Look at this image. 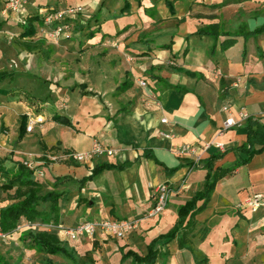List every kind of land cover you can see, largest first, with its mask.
I'll list each match as a JSON object with an SVG mask.
<instances>
[{"label":"crops","instance_id":"0c3cea01","mask_svg":"<svg viewBox=\"0 0 264 264\" xmlns=\"http://www.w3.org/2000/svg\"><path fill=\"white\" fill-rule=\"evenodd\" d=\"M127 1L129 9L124 13L121 10L126 0H33L29 4L30 15L50 8L81 7L70 21L71 30L56 42L81 45L84 55L93 54L95 59L108 58V69L96 65L94 72L100 76L109 73L116 83L108 87L100 83L85 85V90L93 88L98 93L91 96L83 93L80 97L75 95L78 90H73L62 96L59 93V99L53 101L35 100L42 107L39 113L34 110L35 101L22 97L21 87L15 85L16 95L0 97V160L8 170H16L20 162L32 163L43 172L42 176L34 172V177L44 183L42 193L53 190L51 182L58 176L69 175L76 180L57 188L65 192L60 199L58 225L73 226L85 219L109 217L143 218L139 228L123 239L101 232L70 239L59 234L56 224L41 219L35 222L37 230L58 234L83 264H135L132 256L123 258L125 254L134 251L145 255L153 240L176 225L179 207L204 186L207 169L203 164L192 168L193 158L178 155L174 146L192 143L201 147L208 140L221 141L225 150L212 147L203 151L201 160L223 153L214 161V169L235 168L218 180L209 202L196 214L192 248L181 247L178 237L161 238L157 247L166 257L154 264H264V209L254 212L237 207L253 193H264V151L242 163L249 157L247 151L238 149L247 142L246 125L221 132L230 112L241 108L251 114L264 111V32L221 36L218 40L196 33L214 23L223 24L230 32L246 25L251 30L260 27L264 25V0L226 5H221L224 0H170L173 9L167 0ZM0 22V40L9 33L24 48L25 44L33 47L0 52V69H11L6 65L9 57H32L40 51V45L49 43V28L44 22L35 24V36H20L23 27L19 15L8 10L7 0H0ZM230 37L235 44L223 48L222 41ZM15 70L16 77L23 75L21 64ZM16 77L6 81L15 82ZM138 77L147 79L148 91L158 96L163 107H146L143 98L132 97L119 102L122 112L118 114V110L107 109L111 104L108 92L117 90L125 80L133 83L129 89L138 88L143 94ZM237 77L241 82L234 86ZM97 80L104 81L101 77ZM99 95L106 97L102 100ZM128 105L133 107L131 112ZM24 114L29 118L43 115L45 121L21 134ZM54 114L66 116L74 127L55 121ZM163 116L168 123L161 122ZM259 122L264 123V119ZM162 130L173 137L161 136ZM95 140L120 151L86 163L69 157L72 152L91 149ZM125 161L128 164L124 168L104 169L80 186L79 181L90 176L97 164ZM245 167L248 172L240 180ZM165 182L173 189L168 206L163 214L148 217L154 204L151 186ZM9 202L7 192L0 188V207ZM202 203L199 200L198 206ZM39 208L49 211L50 203H41ZM204 228L206 233L201 232ZM24 230L0 236V264L23 263V249L40 256L37 264H69L61 256L29 249L22 237ZM87 254L90 258L85 257Z\"/></svg>","mask_w":264,"mask_h":264},{"label":"trees","instance_id":"16d2710c","mask_svg":"<svg viewBox=\"0 0 264 264\" xmlns=\"http://www.w3.org/2000/svg\"><path fill=\"white\" fill-rule=\"evenodd\" d=\"M248 0H224L221 5H226L232 2H244ZM171 9H173V2L167 0ZM51 9V8H50ZM129 9V3L126 0L124 8L121 13L126 12ZM48 10V9H47ZM44 12V11H43ZM43 12L40 14H27L25 23L19 21L23 27V32L20 34L22 38L35 36L37 33L36 23L44 22ZM3 26V22H0V30ZM264 32V25L256 27L255 29H249L246 25L242 27L240 31L230 32L224 29V25L221 23H214L204 25L199 28L196 33L198 35H210L219 39L221 36H249L253 34H259ZM233 37L225 38L222 41L223 48H229L235 44ZM25 48L32 50L33 47L29 44H25ZM17 71L15 69L1 68L0 69V83L6 80L13 81L16 77ZM130 80L123 81L118 87L116 94L120 95L126 92L131 86ZM170 87L175 85L169 84ZM186 90V89H183ZM0 92L4 95H16L14 88H0ZM29 116L27 114L21 117V134L27 131V123ZM53 119L66 126L74 127L73 123L64 115L54 114ZM248 129L247 142L239 146L238 149L247 151L249 157L242 161L247 163L253 156L264 151V123L259 122L257 119H249L246 122ZM223 156V153H215L205 161H199V163H191V167H198L201 164L207 169V175L204 182L203 189L198 191L194 197L181 205L178 209L179 220L176 225L164 235L159 236L149 245L148 252L145 255H139L134 251H128L125 256H132L135 264H154L159 258L166 257V253H162L157 247V242L161 238L173 239L178 237L179 245L181 247L192 248V237L195 236L194 229L196 228L197 221L195 216L209 202L216 184L219 179L231 172L235 167L230 169H214V161ZM3 160H0V188L7 192L8 199L10 200L4 206L0 207V232L11 233L16 230L17 226L23 224L26 221L36 222L42 220L47 224L60 223L59 211H60V199L64 195V191H60L57 188L70 181H76L72 176H58L51 182L53 190L46 193H42L44 189V183L34 177L35 170L28 167L25 163L20 162L17 164L16 170H8L3 165ZM128 164L127 161L117 164L102 163L97 164L90 176L82 178L79 183L83 186L89 179L95 174L101 172L104 169L111 168H124ZM175 168L173 171H175ZM14 192L12 193V191ZM203 200L202 205L198 206V201ZM49 202L50 210H42L39 208L41 203ZM202 233H206L207 229L201 230ZM23 240L28 241L29 249H38L46 254L58 255L69 261V264H83L82 258L73 250L69 245L63 243L60 237L56 233H52L48 230H37L36 228H27L23 232ZM90 258V254L85 256ZM46 264H54L48 261ZM201 264H207L206 262Z\"/></svg>","mask_w":264,"mask_h":264},{"label":"built area","instance_id":"2783aa9c","mask_svg":"<svg viewBox=\"0 0 264 264\" xmlns=\"http://www.w3.org/2000/svg\"><path fill=\"white\" fill-rule=\"evenodd\" d=\"M33 0H7L8 10L19 15V21L25 23L28 14V6ZM81 7L68 6L62 9L51 8L43 12L44 23L49 28L47 37L59 39V37L66 35L71 27V19L76 17ZM241 82V77H237L233 82L234 86H238ZM138 86L143 90V103L146 107L157 106L162 108V102L156 94L150 93L149 82L147 79L138 77ZM264 119V111L260 114H251L248 110L241 108L236 113L230 112L229 116L223 122L222 130L227 131L234 128H240L246 125L249 119ZM45 117L43 115L31 116L27 123V130L33 131L38 123H43ZM162 123H168L167 117L161 118ZM160 135L166 138H172L173 135L167 131H160ZM215 147L219 150H225V144L215 139L206 141L201 147L192 143H184L182 145L174 146L175 152L180 156L193 158L194 163H199L202 159L203 151H207ZM202 150V151H201ZM120 150L117 148L108 147L100 140H95L91 149L87 151H75L70 153L69 157L78 163H86L94 160L98 156L115 155ZM25 164L37 171L39 175H43L42 171H38L36 167L30 163ZM183 187V186H181ZM153 190L154 204L148 212V217H156L164 213L166 210L170 196L173 189L170 183H159L151 186ZM239 208H249L256 212L264 209V193H253L243 202L237 204ZM143 218H101V219H85L73 226L58 225L59 234L70 239H78L85 236H94L101 232L107 236L123 239L135 229L139 228ZM35 222L26 221L17 226L16 230L26 228H36ZM7 234L0 232V236Z\"/></svg>","mask_w":264,"mask_h":264},{"label":"rangeland","instance_id":"374dc122","mask_svg":"<svg viewBox=\"0 0 264 264\" xmlns=\"http://www.w3.org/2000/svg\"><path fill=\"white\" fill-rule=\"evenodd\" d=\"M70 30L71 29H69V31ZM47 39L49 43L40 45V51L36 52L32 57L19 56L18 58H8L6 65L11 69H17V66L21 64L23 66V70H21L23 75L16 77L15 82L5 81L0 83V87L10 88L19 84L22 97L30 98V101L46 99L53 101L56 97L59 99V93H61L62 96L63 93L73 90H78L75 95H80V97L83 96V93L90 96L98 94L93 88L92 90H85V85H91V87H93L94 84L100 83L107 87L110 84L115 86L116 81L111 78L109 73L106 76H100L94 72L96 65H100L102 69H106V67L108 69V58L99 57L98 59H95L93 54L84 55L83 46L81 45L67 44L66 46L61 42H56L58 40L56 38L48 37ZM59 39H63V37L61 36ZM18 47L23 51H26L24 46L21 45V42L15 41L10 37L9 33L6 34V36H3L0 40V52L2 53H12L16 51ZM239 52L240 54L242 53L241 48ZM100 77L103 78L104 81L99 82L97 79ZM84 79L87 80L85 84L83 83ZM138 90V88H131L129 91L120 95L116 94L117 90L108 92L107 96L109 100H111V104L107 105V109L113 108L115 110L114 112L118 110L117 114L122 112V109H120L122 105H120L119 102L132 97L136 99L143 98L142 92ZM3 96L5 95L0 92V97ZM99 96L102 100L106 97H104V95ZM33 106L36 112L39 110V112H41L42 107L40 106V103L35 101ZM127 107V111L131 112V110H133L131 105H128ZM114 148L118 149L119 147ZM247 172L248 169L246 167L243 168L239 179H245V174H247ZM22 253L24 259L21 264H24V260L26 261V264H37L36 261L40 256L36 255L35 252L24 251L23 249Z\"/></svg>","mask_w":264,"mask_h":264}]
</instances>
